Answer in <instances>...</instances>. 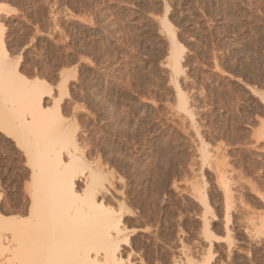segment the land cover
Returning a JSON list of instances; mask_svg holds the SVG:
<instances>
[{"label": "rangeland", "instance_id": "1", "mask_svg": "<svg viewBox=\"0 0 264 264\" xmlns=\"http://www.w3.org/2000/svg\"><path fill=\"white\" fill-rule=\"evenodd\" d=\"M0 26L39 117L103 175L133 264H264V0H0ZM0 111L1 212L23 217L33 138Z\"/></svg>", "mask_w": 264, "mask_h": 264}, {"label": "bare ground", "instance_id": "2", "mask_svg": "<svg viewBox=\"0 0 264 264\" xmlns=\"http://www.w3.org/2000/svg\"><path fill=\"white\" fill-rule=\"evenodd\" d=\"M169 33L172 40L169 58L177 70L180 49L174 32ZM0 49L6 53L1 29ZM17 64L13 66L0 58V99L13 109L14 133H31L33 138L22 145H27L31 182L27 188L29 199L25 216L3 218L0 207V225H3L0 264H133L134 256L142 259V253L133 248L123 251L121 244L128 243L129 239L124 235L120 237L124 229L122 216L96 196L97 190L105 188L103 175L84 162L72 136L64 132L57 113L49 121L39 117L42 105L38 90L42 83L38 79L29 83L22 80V75L16 71ZM184 98L180 99L181 106L187 110ZM4 111H0L2 120V116H6ZM24 111L29 116H25ZM62 135L66 136L65 141H60ZM61 147H67L65 158L58 151ZM81 175L84 188L78 192L77 180ZM25 203L26 200L24 206ZM206 223L205 231L208 230ZM207 261L204 264H208Z\"/></svg>", "mask_w": 264, "mask_h": 264}]
</instances>
